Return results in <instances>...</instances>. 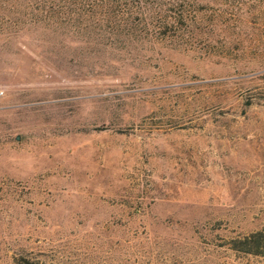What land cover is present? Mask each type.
<instances>
[{
    "label": "rangeland",
    "instance_id": "374dc122",
    "mask_svg": "<svg viewBox=\"0 0 264 264\" xmlns=\"http://www.w3.org/2000/svg\"><path fill=\"white\" fill-rule=\"evenodd\" d=\"M188 1L199 40L86 79L29 75L58 44L0 0V264H264L228 248L264 230V0Z\"/></svg>",
    "mask_w": 264,
    "mask_h": 264
},
{
    "label": "trees",
    "instance_id": "16d2710c",
    "mask_svg": "<svg viewBox=\"0 0 264 264\" xmlns=\"http://www.w3.org/2000/svg\"><path fill=\"white\" fill-rule=\"evenodd\" d=\"M18 2L23 5L18 4L21 7L16 10L21 8L32 18L27 23L30 35L44 38L41 47L43 43L58 44L55 49L47 47L51 48L47 53L53 60L45 55H36L41 63L31 58L29 75L36 67L37 75L42 74L41 70L46 69L44 62L57 73L66 70L68 65L82 67L84 71H79L85 73L82 77L92 79L94 69L103 65L99 55L100 47L104 46L99 41L104 40L120 51L141 49L154 42L188 48V44L199 40L203 34L198 5L188 0H16ZM78 42L82 45L76 44ZM78 49L86 54L85 57L80 56ZM61 50L66 51L61 53ZM128 60L135 62L136 59L128 57ZM123 61L126 60L116 56L109 59L110 64L115 65H122ZM228 248L236 253L264 258V230L233 237ZM17 264L31 263L21 259Z\"/></svg>",
    "mask_w": 264,
    "mask_h": 264
},
{
    "label": "water",
    "instance_id": "95a60500",
    "mask_svg": "<svg viewBox=\"0 0 264 264\" xmlns=\"http://www.w3.org/2000/svg\"><path fill=\"white\" fill-rule=\"evenodd\" d=\"M18 138V137H17Z\"/></svg>",
    "mask_w": 264,
    "mask_h": 264
}]
</instances>
